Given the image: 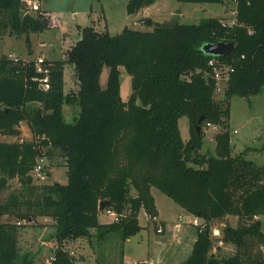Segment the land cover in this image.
<instances>
[{"label":"trees","instance_id":"obj_1","mask_svg":"<svg viewBox=\"0 0 264 264\" xmlns=\"http://www.w3.org/2000/svg\"><path fill=\"white\" fill-rule=\"evenodd\" d=\"M155 1L128 0L126 9L135 14ZM178 1L224 6L235 1V20L225 23L213 16L197 24L179 21L173 27L156 22L153 29L125 27L115 35L84 27L68 52L77 83L69 93L64 91L62 60L48 61L51 83L43 90L38 81L43 74L34 60L14 62L0 55V133L20 135L18 126L26 121L36 137L0 141V216H53L59 247L50 264H78L64 240L88 237L91 229L98 239L117 231L123 239L138 233L143 228L140 211L158 212L153 187L206 223L180 264H264V164L247 159L245 153L232 155L228 124L232 96L264 91V0ZM42 11L34 20L24 19L20 0H0V42L19 31L48 29L49 14ZM219 41L232 42L234 48L217 56L232 68L217 101L208 65L212 55L202 47ZM105 66L109 76L103 87ZM121 66L132 77L128 100L121 95ZM71 102L80 106L74 123L63 114V105ZM183 116L190 123L187 141L179 128ZM208 123L220 127L215 153L201 152ZM42 150L47 157L63 152L66 183H32L29 172ZM14 178L21 188L2 199ZM102 200L111 201L106 209L118 213V221L101 222ZM24 206L30 215L11 209ZM230 215L237 217V225L224 224L223 239L235 253L218 257L211 252V223ZM21 220L0 221V264H23L18 237L26 223Z\"/></svg>","mask_w":264,"mask_h":264},{"label":"rangeland","instance_id":"obj_2","mask_svg":"<svg viewBox=\"0 0 264 264\" xmlns=\"http://www.w3.org/2000/svg\"><path fill=\"white\" fill-rule=\"evenodd\" d=\"M128 0H42V9L49 14V28L43 31L30 30L28 34L7 35L0 42V55L13 54L21 60L33 61L39 56L50 60H62L64 63V91L72 92L77 89V83L73 80L75 68L67 62L68 52L81 36L84 27L93 25L98 31H108L110 34H118L125 27L149 30L148 26L140 22L143 17H150L154 23L162 20H171L175 13H180L179 21L186 24H197L208 17H221L225 23H233L235 20V2L228 6L221 3H196L181 2L178 0H156L150 6L142 8L138 13H128L126 9ZM38 14H34L36 17ZM47 17V15H46ZM164 22V21H163ZM121 69V95L128 100L132 93V77L124 67ZM109 76V67L105 66L101 74V84L106 86ZM223 88L227 86V80L219 81ZM224 95L223 91L215 93L214 98L219 101ZM64 118L69 123H74L80 114V106L76 102L63 105ZM228 124L232 139V155L245 153L247 159L253 160L258 165L264 164V137L258 139L264 128V91L261 94L250 97L234 95L230 98V116ZM22 125V126H21ZM179 128L184 141L190 138V123L187 116L179 119ZM18 130L20 135H5L0 133V141L32 140L35 136L28 127L26 121H22ZM220 127L216 125H204L202 153H215V136ZM263 133V132H262ZM249 149V150H246ZM44 171L46 179L41 181L33 170L29 175L33 184L66 183L67 167L65 156L58 151L51 157H44ZM10 188L2 194L4 199L12 189H20L18 178L10 180ZM136 193L132 188V195ZM152 195L158 207L159 215L163 222L164 230L159 232L157 225L148 220L147 213L140 211V222L145 224L135 235L123 239L120 232H112L104 239H98L97 232L91 229L88 237L68 238L64 240V246L74 257L78 264H176L175 261L166 262L175 247L177 239L182 235L191 236L196 228L185 223L176 225L179 215L187 214L174 199L156 187L152 188ZM19 210L25 215H30L28 207L11 208ZM104 210V211H103ZM101 220L113 222V215L104 208ZM158 215V214H157ZM16 220V216L3 215L0 221ZM26 223L19 233V263L23 264H50L54 249L59 247L57 238L56 219L50 215H30L21 220ZM226 223L237 225V217L230 215L211 223L213 238L222 233V226ZM264 230V217H262ZM191 233V234H190ZM197 233V230H196ZM158 239L159 242H154ZM187 242V241H186ZM186 247V246H185ZM230 245L218 248V257H225L231 253ZM150 253L151 259L146 262L143 258ZM161 261L158 263V259ZM183 256L179 257L181 260Z\"/></svg>","mask_w":264,"mask_h":264},{"label":"built area","instance_id":"obj_3","mask_svg":"<svg viewBox=\"0 0 264 264\" xmlns=\"http://www.w3.org/2000/svg\"><path fill=\"white\" fill-rule=\"evenodd\" d=\"M20 1L24 5V12H23L24 16L27 14L33 16L34 14H39L41 12L43 13L42 3H41L42 0H20ZM233 2H235V1H233ZM44 13L46 14L47 12H44ZM8 57L10 59H12L14 62H21V61L22 62H28L26 60H21L20 58H18L17 56H15L13 54H10ZM29 61H31V60H29ZM34 61H35L36 70L43 74L41 77L38 78L39 86L43 90H48L50 88V83H51L50 82L51 63H49L48 60L42 56H39ZM208 65L211 67V76L216 81L214 92L219 93V92L223 91V93H224L225 88H223L221 86L219 81L222 79H226L228 82L230 72L232 70L231 66L229 64L221 61V59L217 56H212L208 60ZM208 126H210V123H208ZM45 156H46L45 152L42 150L41 155L39 156L36 165L32 168V170L35 173V175L37 176V178L41 181L45 180L46 175H47V172L44 171V164L40 162V161L44 160ZM107 213L112 214L113 219L115 221H118L120 219V215L118 213H116L115 211H113L112 209H108ZM147 215H149L148 220L157 225V230L159 232H163L164 225H163V221L160 219V217L157 214H153V215L147 214ZM262 217H264V215ZM185 223L195 227L196 230H199V231H201L206 226V223L202 218H200L198 215L192 214V213L179 215L178 222L176 225L181 226L182 224H185ZM221 230H222V233L219 236L215 237V239L213 238L212 233H211V237L213 238V247H212L211 252L216 256L218 254L217 253L218 248L221 249L227 245L225 240L223 239V229L221 228ZM230 253L231 254L235 253V249L233 247H231ZM52 259H54L53 255L51 256V260Z\"/></svg>","mask_w":264,"mask_h":264},{"label":"water","instance_id":"obj_4","mask_svg":"<svg viewBox=\"0 0 264 264\" xmlns=\"http://www.w3.org/2000/svg\"><path fill=\"white\" fill-rule=\"evenodd\" d=\"M180 13H175L172 17L171 20L166 21L164 23H158V24H164L165 26L168 27H173L175 26L180 19ZM24 19H29V20H34V17L32 15H25ZM141 23L148 25V26H153V19L150 17H143L140 20ZM18 35L23 34V31H19L17 32ZM234 48V44L232 42H225V41H219V42H208L205 43L202 47V49L209 55L212 56H226L228 55ZM205 120V116L202 115L199 120L198 123L196 124V128L198 130V133H200L201 131V124L202 122ZM262 134L258 135V139H262ZM111 204L110 200H102L99 203V210H103L104 208L108 207Z\"/></svg>","mask_w":264,"mask_h":264},{"label":"crops","instance_id":"obj_5","mask_svg":"<svg viewBox=\"0 0 264 264\" xmlns=\"http://www.w3.org/2000/svg\"><path fill=\"white\" fill-rule=\"evenodd\" d=\"M163 21L166 22L167 20H162V21H160V23H164ZM28 127H29V125H28ZM29 129H30V127H29ZM261 129H263V131H262L263 133L261 132V134H262V137H264V128H261ZM183 210H185V209L183 208ZM157 211H158L157 214L160 217L158 207H157ZM103 213L104 212L100 213L99 218H101ZM139 221H140V216H139ZM162 221L167 225V223L164 220H162ZM101 222L104 223V221H102V220H101ZM140 224H141V222H140ZM141 225L143 226V228H144V226H146L145 224H141ZM181 228H182V226H181ZM196 238H197L196 230H195V233L192 232L191 236H186V235L183 234L180 239H177V242H178L177 244L178 245L175 247V252L171 253L170 257L167 259L166 262L175 261V263H176L178 261L176 264H180L182 261H184L191 254L194 242L196 241ZM154 242H159V240L158 239H154ZM181 256H183V258L181 260H179V257H181ZM143 259L146 262H148L149 260L154 259V258H151L150 253H149L146 256H144ZM157 259L159 260L158 261V263H159L161 261V259H159V258H157ZM124 264H127V263L124 262Z\"/></svg>","mask_w":264,"mask_h":264}]
</instances>
